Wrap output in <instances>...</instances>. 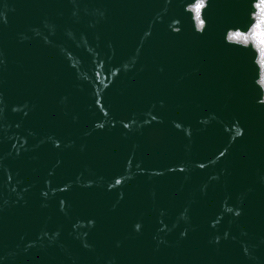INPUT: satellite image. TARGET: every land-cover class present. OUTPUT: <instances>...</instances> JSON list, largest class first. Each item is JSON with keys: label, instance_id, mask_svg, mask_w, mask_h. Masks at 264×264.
Segmentation results:
<instances>
[{"label": "water", "instance_id": "1", "mask_svg": "<svg viewBox=\"0 0 264 264\" xmlns=\"http://www.w3.org/2000/svg\"><path fill=\"white\" fill-rule=\"evenodd\" d=\"M0 0V264H264L260 0Z\"/></svg>", "mask_w": 264, "mask_h": 264}, {"label": "bare ground", "instance_id": "2", "mask_svg": "<svg viewBox=\"0 0 264 264\" xmlns=\"http://www.w3.org/2000/svg\"><path fill=\"white\" fill-rule=\"evenodd\" d=\"M199 4L193 7L195 12H199ZM258 21L250 33L237 31L231 34L232 39L248 42L251 41L255 44L259 51V62L262 67L261 83L264 86V0H260L258 5Z\"/></svg>", "mask_w": 264, "mask_h": 264}, {"label": "built area", "instance_id": "3", "mask_svg": "<svg viewBox=\"0 0 264 264\" xmlns=\"http://www.w3.org/2000/svg\"><path fill=\"white\" fill-rule=\"evenodd\" d=\"M199 4V11L202 10L203 6H204V1L203 0H197V2L195 3V5ZM194 10V9H193ZM196 11V10H194Z\"/></svg>", "mask_w": 264, "mask_h": 264}]
</instances>
